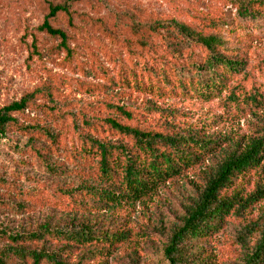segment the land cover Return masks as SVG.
<instances>
[{
  "label": "rangeland",
  "instance_id": "1",
  "mask_svg": "<svg viewBox=\"0 0 264 264\" xmlns=\"http://www.w3.org/2000/svg\"><path fill=\"white\" fill-rule=\"evenodd\" d=\"M64 1L0 0V110L38 89L53 91L51 97L37 96L29 109L14 114L20 127L36 128L35 133L11 126L0 143V228L19 234L45 226L88 224L98 233L120 231L125 241L101 258L55 239L27 246L73 250L68 252L72 263L167 264L165 247L192 201L225 158L244 149L264 127V103L255 108L243 97L228 100L235 87L237 95L256 90L264 99V0H80L69 6L71 24L62 14L53 22L67 31L69 54L59 49V40L40 31L50 4ZM240 2L250 3L252 16L240 13ZM155 20H176L205 36L219 37L226 58L245 68L208 99L199 93L160 95L120 85L118 74L129 66L130 51L149 66L169 60L184 75L190 74L192 50L198 60H205L197 47L189 49L173 33L170 39L159 40L145 28H133L135 23L149 27ZM139 39L146 42L145 48L134 45ZM110 106L124 107L132 118L120 117ZM108 119L211 142L212 149L154 195L136 202L105 203L78 190L109 187L96 177L95 165L81 156L86 138L130 143L110 128ZM41 130L51 133L54 141ZM259 189H264V162L235 174L222 195L245 200ZM75 190L71 197L62 193ZM248 226L252 233L245 230ZM263 230L261 198L233 211L216 231L192 242L194 261L246 264ZM4 240L0 238V250L11 246Z\"/></svg>",
  "mask_w": 264,
  "mask_h": 264
},
{
  "label": "trees",
  "instance_id": "2",
  "mask_svg": "<svg viewBox=\"0 0 264 264\" xmlns=\"http://www.w3.org/2000/svg\"><path fill=\"white\" fill-rule=\"evenodd\" d=\"M80 0H65L64 4H50L49 13L43 21L40 31L60 41L59 49L70 53L69 35L61 28H55L53 22L62 14L71 24L69 6ZM247 3L240 2L239 11L242 15L252 16ZM138 30L145 28L159 40L167 39L169 33L179 37V41L189 49L197 47L205 60L200 61L194 50L191 51L188 67L189 75L182 74L180 68L169 60H160L161 64L153 62L149 66L143 60L134 58L129 52V66L120 69L117 81L122 86L141 88L151 93L172 95L175 93H199L208 99L214 93L222 90L226 82L235 74H241L245 66L242 62L230 60L224 55L223 41L214 35H203L188 25L176 20H155L149 27L133 25ZM146 47L144 40L139 39L134 45ZM131 50V49H130ZM135 55V54H134ZM116 82V81H115ZM117 83V82H116ZM239 87L230 92L228 100L238 102L240 97L255 108L264 103L263 95L256 90L237 95ZM52 88L47 87L24 95L20 101L13 102L0 110V143L11 126L26 133H35L36 128L20 127L14 114L24 112L34 103L36 97L46 94L52 96ZM120 117L130 120L132 114L124 107L110 106ZM112 130L130 140L129 144L101 142L86 138L81 147L82 158L95 166L96 177L108 185V189L87 186L79 189L89 197L100 198L105 203H121L124 201H141L154 195L165 183L181 177L185 171L194 167L200 159L212 149V143L193 137L165 134L163 132L147 131L139 127L124 125L114 119L107 120ZM54 141L51 133L39 131ZM264 162V127L256 138L252 139L244 149L235 150L217 167L214 175L206 182L200 194L192 201L181 222L173 229L164 251L167 264H196L192 252V242L216 231L221 223L233 211L244 210L250 203L264 198V189L248 199H238L237 196H224L222 192L232 183L235 174L251 168H257ZM115 188V189H109ZM68 196L76 195L77 191L62 192ZM1 201V199H0ZM245 230L253 232L251 227ZM0 238L11 243V246L0 250V264L16 262L17 264H87L84 260L70 262L68 250L65 247L52 251L46 248H31L27 246L33 241L45 239L59 240L73 249H84L91 255L101 258L109 257L116 244L123 243L122 232H96L88 224H79L73 228L44 227L37 231L12 234L0 228ZM53 240V241H55ZM246 241H243V244ZM264 260V230L251 254H247L246 264H262Z\"/></svg>",
  "mask_w": 264,
  "mask_h": 264
}]
</instances>
